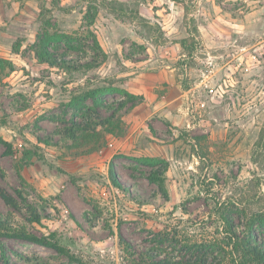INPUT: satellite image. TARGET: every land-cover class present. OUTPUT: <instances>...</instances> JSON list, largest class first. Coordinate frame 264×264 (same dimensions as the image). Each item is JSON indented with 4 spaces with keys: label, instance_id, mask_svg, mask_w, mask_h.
I'll list each match as a JSON object with an SVG mask.
<instances>
[{
    "label": "rangeland",
    "instance_id": "rangeland-1",
    "mask_svg": "<svg viewBox=\"0 0 264 264\" xmlns=\"http://www.w3.org/2000/svg\"><path fill=\"white\" fill-rule=\"evenodd\" d=\"M194 25L191 52L181 40ZM91 31L107 53L97 68L41 62L47 35L58 56L92 60ZM112 85L139 97L117 110L120 92L81 96ZM114 110L121 135L101 124ZM76 123L92 129L80 134L91 137L93 152L80 154L66 136ZM263 123L264 0H0V136L13 145L6 154L0 143V188L44 215L31 222L27 207L0 195V217L38 235L58 232L87 264H142L149 250L180 255L162 232L191 218L198 236L213 234V201L239 224L244 207H264V157L253 155ZM140 156L168 161L169 197L148 178L156 167ZM0 257L80 264L7 237Z\"/></svg>",
    "mask_w": 264,
    "mask_h": 264
},
{
    "label": "trees",
    "instance_id": "trees-1",
    "mask_svg": "<svg viewBox=\"0 0 264 264\" xmlns=\"http://www.w3.org/2000/svg\"><path fill=\"white\" fill-rule=\"evenodd\" d=\"M188 32L189 37L182 39L181 44L186 50L192 52L196 46L197 26L189 27ZM90 36L97 52V56L92 60L80 62L77 57L68 58L65 55L58 56L53 53L50 50V42L48 41L53 35H47V39L40 45L38 56L41 62L47 63L51 67H60L69 71L92 70L100 66L101 62L107 58V53L101 46L97 35L91 31ZM106 92H120L124 95V98L119 100L117 110L127 107L129 102L133 103L139 97L126 89L113 85L90 89L81 96L84 99L96 98ZM117 110H114L109 118L101 121L104 132L120 135L123 133L124 121L120 117L116 118ZM89 130H92L89 125L76 123L74 127L66 131V136L72 140L75 147L82 148L80 154L91 153L97 149L95 145H92L91 137L81 136L80 134V132L86 133ZM100 139L101 136L98 140ZM0 143L6 146V154L13 153V145L10 141L0 136ZM253 155L257 160L260 157H264V123L254 143ZM134 158L145 165L156 167L148 178L158 186L165 197H169L166 175L168 161L159 157L140 156ZM110 173L115 186L121 188L122 185L117 181L113 163L110 167ZM202 191L207 190L202 189ZM0 195L6 203L15 209L27 207L30 211L31 222L40 223L44 217L34 206L22 203L17 196L3 188H0ZM262 208L259 210L251 205L244 207L242 209V222L239 224L236 223L231 213H228L227 207L223 202L213 201L209 211L210 218H214L217 222L214 225L213 234L210 233L208 236L200 237L195 233V222L193 219H180L176 223L170 224L165 229V232L162 233L165 235L163 241L171 240L173 244L180 245L181 254L168 253L163 256L149 250L141 257L142 264H264V207ZM0 237L22 239L51 247L60 253L66 254L72 261L87 264L72 253L67 246L63 245L62 238L58 232H52L50 235H38L14 219L0 217ZM121 241L126 242L122 237ZM0 264H9V260L0 257Z\"/></svg>",
    "mask_w": 264,
    "mask_h": 264
}]
</instances>
